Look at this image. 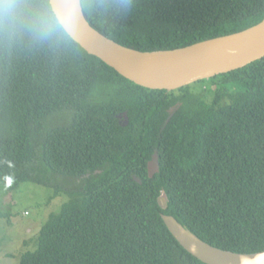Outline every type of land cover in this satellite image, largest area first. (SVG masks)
Segmentation results:
<instances>
[{"label":"trees","instance_id":"16d2710c","mask_svg":"<svg viewBox=\"0 0 264 264\" xmlns=\"http://www.w3.org/2000/svg\"><path fill=\"white\" fill-rule=\"evenodd\" d=\"M82 3L96 30L142 52L264 20V0ZM156 150L160 170L150 178ZM27 182H55L56 195L69 199L20 264H205L177 242L163 215L219 249L263 252L264 58L168 92L129 81L75 41L0 42V189L14 193Z\"/></svg>","mask_w":264,"mask_h":264},{"label":"water","instance_id":"95a60500","mask_svg":"<svg viewBox=\"0 0 264 264\" xmlns=\"http://www.w3.org/2000/svg\"><path fill=\"white\" fill-rule=\"evenodd\" d=\"M74 41L88 54L98 57L129 81L151 90L173 92L262 60L264 20L241 32L184 48L142 52L122 46L104 36L90 24L83 10L81 26ZM181 106L182 103H179L169 111L166 126ZM159 158V151L156 150L148 164L150 178H154L160 170ZM90 176L91 174H87V177ZM136 180L142 183L140 179ZM158 203L163 210H167L168 196L165 192H162ZM162 217L177 242L205 264H264V251L242 254L222 250L200 239L174 216Z\"/></svg>","mask_w":264,"mask_h":264},{"label":"rangeland","instance_id":"374dc122","mask_svg":"<svg viewBox=\"0 0 264 264\" xmlns=\"http://www.w3.org/2000/svg\"><path fill=\"white\" fill-rule=\"evenodd\" d=\"M55 185L27 182L14 193L0 189V264H20L23 254L36 250L49 216L59 213L69 199L64 193L56 195Z\"/></svg>","mask_w":264,"mask_h":264},{"label":"clouds","instance_id":"9594fccd","mask_svg":"<svg viewBox=\"0 0 264 264\" xmlns=\"http://www.w3.org/2000/svg\"><path fill=\"white\" fill-rule=\"evenodd\" d=\"M83 10L82 0H0V42L70 46Z\"/></svg>","mask_w":264,"mask_h":264},{"label":"flooded vegetation","instance_id":"af4514ba","mask_svg":"<svg viewBox=\"0 0 264 264\" xmlns=\"http://www.w3.org/2000/svg\"><path fill=\"white\" fill-rule=\"evenodd\" d=\"M118 118H119V120H121V121L123 120L122 122H124V121H125V120H124L125 118H124V116H123V115H119V116H118ZM124 125H125V124H124ZM78 182H79V181H78ZM79 183H80V182H79Z\"/></svg>","mask_w":264,"mask_h":264},{"label":"bare ground","instance_id":"6f19581e","mask_svg":"<svg viewBox=\"0 0 264 264\" xmlns=\"http://www.w3.org/2000/svg\"><path fill=\"white\" fill-rule=\"evenodd\" d=\"M77 43V42H76ZM86 51V50H85ZM188 252V251H187ZM189 253V252H188Z\"/></svg>","mask_w":264,"mask_h":264}]
</instances>
